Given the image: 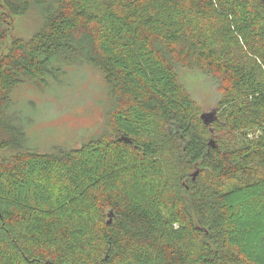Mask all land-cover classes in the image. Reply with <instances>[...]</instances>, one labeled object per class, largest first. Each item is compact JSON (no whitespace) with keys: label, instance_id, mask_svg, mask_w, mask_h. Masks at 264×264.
<instances>
[{"label":"trees","instance_id":"obj_1","mask_svg":"<svg viewBox=\"0 0 264 264\" xmlns=\"http://www.w3.org/2000/svg\"><path fill=\"white\" fill-rule=\"evenodd\" d=\"M49 1L0 0V45L8 38L11 18ZM103 2L101 18L86 0H62L38 32L28 41L13 40L0 59V151L13 152L0 157V264H244L229 247L236 232L228 227L234 217L247 222L264 213V72L258 58L249 62L218 55L197 38L198 28H185L188 16L181 15L183 7H191L199 19L213 15L264 41V0ZM95 23L106 35L93 36ZM182 28L186 38L177 60L201 44V54L225 87L221 117L231 121L226 126L252 128L258 135L251 139L244 132L232 145H208L172 57L149 43L157 34L166 44L179 45ZM260 50L252 49L264 62ZM58 56H80L99 69L113 104L110 121L120 137L132 141L117 140L120 148L105 149L107 173L98 187L88 181L95 145L38 154L25 147L24 132L6 114L11 91L24 80L54 76L58 69L52 61ZM154 118L167 126L156 147L129 136ZM167 150L186 166H200L205 182L176 186L174 199L168 198L172 186L161 192L138 189L164 174L159 156ZM57 187L80 200L56 205ZM254 246L264 250V229Z\"/></svg>","mask_w":264,"mask_h":264},{"label":"rangeland","instance_id":"obj_2","mask_svg":"<svg viewBox=\"0 0 264 264\" xmlns=\"http://www.w3.org/2000/svg\"><path fill=\"white\" fill-rule=\"evenodd\" d=\"M86 2L94 13L102 18L105 11L103 0H86ZM62 4V0H50L44 5L35 4L24 15L11 18L8 38L0 45V59L9 51L13 40L28 41L43 27L46 19L61 8ZM178 5L182 6L179 2ZM189 9L192 8L183 7L181 15L183 18L188 16L185 28H188L189 25L194 29L198 28L196 36L201 38L207 47H211L222 57L239 60L243 58L249 62L258 58L257 63L261 65L264 72V62L257 56L258 54L257 57L254 55L255 51H252L253 48L261 49L260 53L264 59V41L262 39L256 36L255 38L251 37L249 33L243 34L233 27L230 28L213 15H201L199 19L189 12ZM99 24H93L91 29L94 31L93 36L101 38L106 34ZM181 30L179 45L166 44L163 38L157 34L150 35L149 43L152 47L163 51L168 58L172 57V64L178 74L179 83L194 102L200 123L206 128L204 139L208 145L210 142H213V146L210 145L211 148L232 145L240 139L244 132L251 139L254 135H258L257 130L252 128L232 131L228 129L229 126H226L227 122L231 121L229 118L223 117L224 121L221 117V111L224 109L223 102H225V87L215 75L209 61L201 54V44H195L194 47H198L196 50L186 52V56L177 60L182 54L186 38L183 28ZM153 32L158 33L155 30ZM223 50H225V54L222 52ZM52 64L54 68L58 69L54 71V76L45 78L44 82L24 80L11 91V101L6 114L11 115L19 129L24 132V139L22 138L21 142L26 148L38 154L50 153L57 149L78 150L84 145H95L96 150L90 154L91 168L88 171V181L94 182V187H98L103 184L107 173L104 163L105 149L120 148L116 146V141L120 138L121 133L116 132V128L110 121L113 104L109 98L107 83L99 69L80 56L70 59L58 56L54 58ZM213 110L216 111V122L204 125L200 118L201 115ZM151 121L149 126H142L135 132H130L129 136L138 143L150 141L156 147V141H159L161 137L160 133L167 126L156 118ZM222 125H225L223 131H221ZM202 128H198L199 132ZM175 143L174 141L173 144ZM167 144L170 148V143ZM12 153L11 151H0V157L7 158ZM174 155L171 150H167L159 156L164 166V174L158 181L144 186L139 185L138 189L149 190L155 187V190L161 192L164 187L172 186L174 193L171 192L168 198L174 199L179 195L176 186L181 185L183 189H188L190 181L204 180L203 182H205L206 175L200 166H196V164L186 166L184 162L180 161V158L178 159ZM196 172L198 174L193 179L192 175ZM207 184L205 183V185ZM188 193L185 191L184 196H188ZM73 199L80 200V196L75 198V194L73 195L67 188H55L56 205L66 206ZM228 202L227 204H234L235 201ZM190 212L194 215L192 210ZM234 219L233 225L228 229H234L236 234L232 235L233 239H231L229 247L237 252L244 264H264V250H258L254 246V240L264 229V213L247 222H242L238 217H234ZM112 220L113 217H107V222Z\"/></svg>","mask_w":264,"mask_h":264},{"label":"water","instance_id":"obj_3","mask_svg":"<svg viewBox=\"0 0 264 264\" xmlns=\"http://www.w3.org/2000/svg\"><path fill=\"white\" fill-rule=\"evenodd\" d=\"M200 118H201V120H202V122H203L204 125H210L214 121H216V111L213 110L210 113L202 114ZM118 140L120 142H124L126 144H132V141L128 137H126V136H121ZM209 145L213 146V142H210ZM197 174H198V172H196L195 174L192 175L193 179H194V177ZM111 217H112V213L110 212L108 214V218H111ZM108 222L110 223V221H108Z\"/></svg>","mask_w":264,"mask_h":264}]
</instances>
